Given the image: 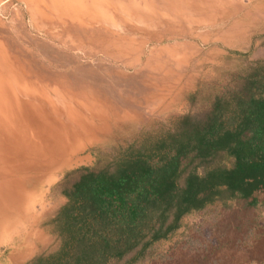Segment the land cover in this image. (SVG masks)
Segmentation results:
<instances>
[{
	"label": "rangeland",
	"instance_id": "1",
	"mask_svg": "<svg viewBox=\"0 0 264 264\" xmlns=\"http://www.w3.org/2000/svg\"><path fill=\"white\" fill-rule=\"evenodd\" d=\"M251 63L264 0H0V264L60 245L58 183L94 148L174 129ZM108 264H264V200L211 202Z\"/></svg>",
	"mask_w": 264,
	"mask_h": 264
},
{
	"label": "trees",
	"instance_id": "2",
	"mask_svg": "<svg viewBox=\"0 0 264 264\" xmlns=\"http://www.w3.org/2000/svg\"><path fill=\"white\" fill-rule=\"evenodd\" d=\"M204 99L174 129L94 148L93 165L66 172L58 186L67 201L52 220L61 243L24 264H108L168 238L211 202L264 200L263 65L251 63Z\"/></svg>",
	"mask_w": 264,
	"mask_h": 264
},
{
	"label": "bare ground",
	"instance_id": "3",
	"mask_svg": "<svg viewBox=\"0 0 264 264\" xmlns=\"http://www.w3.org/2000/svg\"><path fill=\"white\" fill-rule=\"evenodd\" d=\"M15 125H16V128H17V130L18 129H22V126L21 127H19V124H17V123H14ZM5 128V129H4ZM11 127H10V124L9 123H7L6 124V127H5V125L4 126H2V125H0V131L1 132H3V134L5 135V137H6V132L8 131V132H10L11 130ZM19 130V131H20ZM4 131H5V133H4ZM83 131V129H82V127H79L77 130H76V133L77 134H79V133H81ZM22 134H24V131H22L21 132ZM54 144V142H51V145H53ZM48 151H51L50 153H55L56 151H53L52 150V148L51 147H49V149H47Z\"/></svg>",
	"mask_w": 264,
	"mask_h": 264
},
{
	"label": "crops",
	"instance_id": "4",
	"mask_svg": "<svg viewBox=\"0 0 264 264\" xmlns=\"http://www.w3.org/2000/svg\"><path fill=\"white\" fill-rule=\"evenodd\" d=\"M101 126H102V127H101ZM101 126H100V127L97 126V128H96V132H95L93 135H91L90 137L87 138V140H86L87 142L91 141L94 137H96V136L99 134V132L102 131L104 125H101Z\"/></svg>",
	"mask_w": 264,
	"mask_h": 264
}]
</instances>
